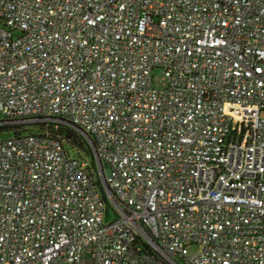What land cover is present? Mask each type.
<instances>
[{
    "label": "built area",
    "instance_id": "built-area-1",
    "mask_svg": "<svg viewBox=\"0 0 264 264\" xmlns=\"http://www.w3.org/2000/svg\"><path fill=\"white\" fill-rule=\"evenodd\" d=\"M263 112L264 0H0V126L109 201L0 139V264H264Z\"/></svg>",
    "mask_w": 264,
    "mask_h": 264
},
{
    "label": "trees",
    "instance_id": "trees-1",
    "mask_svg": "<svg viewBox=\"0 0 264 264\" xmlns=\"http://www.w3.org/2000/svg\"><path fill=\"white\" fill-rule=\"evenodd\" d=\"M48 134L62 141L69 155L86 163L87 169L94 176L98 189L109 207L107 194L101 182L98 164L89 141L72 127L55 122H32L19 125L0 126V136H19L22 134Z\"/></svg>",
    "mask_w": 264,
    "mask_h": 264
},
{
    "label": "rangeland",
    "instance_id": "rangeland-1",
    "mask_svg": "<svg viewBox=\"0 0 264 264\" xmlns=\"http://www.w3.org/2000/svg\"><path fill=\"white\" fill-rule=\"evenodd\" d=\"M167 85H168L167 78L164 76L162 70H159V69L155 70L152 74V87L155 89H164L167 87ZM262 115L264 116V112L262 113ZM4 138H6L5 135L0 136V139H4ZM109 219H112V218H108V220ZM188 251L189 253L193 254V253H196L198 249L194 245H189Z\"/></svg>",
    "mask_w": 264,
    "mask_h": 264
},
{
    "label": "water",
    "instance_id": "water-1",
    "mask_svg": "<svg viewBox=\"0 0 264 264\" xmlns=\"http://www.w3.org/2000/svg\"><path fill=\"white\" fill-rule=\"evenodd\" d=\"M77 129V128H76ZM78 130V129H77ZM99 166H100V169H102L101 167V163H99ZM106 188V191L109 192V188L108 187H105Z\"/></svg>",
    "mask_w": 264,
    "mask_h": 264
}]
</instances>
